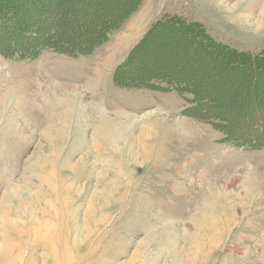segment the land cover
I'll return each mask as SVG.
<instances>
[{"label": "rangeland", "instance_id": "obj_1", "mask_svg": "<svg viewBox=\"0 0 264 264\" xmlns=\"http://www.w3.org/2000/svg\"><path fill=\"white\" fill-rule=\"evenodd\" d=\"M34 1L68 7L53 19L71 39L75 24L112 21L126 2L0 0V212L21 233L0 230V255L8 242L13 264H264V72L203 55L171 28L141 44L176 19L260 55L264 0H142L106 43L73 56L34 45L48 31L35 23L49 24ZM150 76L208 98L131 86ZM204 214L213 241L204 227L195 257Z\"/></svg>", "mask_w": 264, "mask_h": 264}, {"label": "trees", "instance_id": "obj_2", "mask_svg": "<svg viewBox=\"0 0 264 264\" xmlns=\"http://www.w3.org/2000/svg\"><path fill=\"white\" fill-rule=\"evenodd\" d=\"M40 0H38V3ZM43 1V0H41ZM125 1V0H124ZM142 0H126L124 2V6H122L121 11L114 17L112 21H100L101 18L99 16L94 17L93 20L90 22L88 21H81L80 23L75 24L77 26V33H75V37L73 34H70L73 39L69 38V35H65L66 33H63L62 31L57 32L56 31V25L59 21L55 18L53 19L55 14L63 13L66 16L67 13H69L68 7H66L63 11L61 9L54 8V11L52 10L53 14L50 13V11L46 12L44 9V6H41V8L37 5V1L35 2L34 9L37 8V15L40 17L47 14V20L49 24L44 25V18L43 23L42 21H38L35 23L36 29L39 32H43L46 28L48 31L44 33V37L42 39H36L32 40L34 41V45L41 46L43 49H50L54 52L60 53V54H66L68 56L73 55H81L82 52L85 54V52L89 53L90 50L94 49L97 46H100L103 43H106V41L109 39V36L111 33L119 28L122 23H124V20L130 16L134 11H136L138 5L141 3ZM45 2H50V0H45ZM51 3V2H50ZM55 3V2H54ZM59 3L60 6L63 5V3ZM65 5V4H64ZM81 6V5H80ZM46 8V7H45ZM60 8V7H59ZM70 8V7H69ZM60 10V11H59ZM46 12V13H45ZM103 14V12H102ZM1 15V14H0ZM50 15V16H49ZM1 19V17H0ZM54 21V28H50L51 23ZM64 24V23H63ZM40 27V28H38ZM88 27H91V29L94 31H89ZM171 28V30H178L181 32L182 35H185L190 40H195V46L203 49V55L212 54L215 55V53H220L221 58L224 59H232L231 57L234 56L236 58V61L245 60V62H242L244 64V67L242 65H239L238 62H232L231 64H228V66H236L238 68H242L245 71H249L251 73L259 74L264 72V53L257 55V56H248L247 54H236L234 50L229 49L228 47L221 46L215 44L211 39L207 38L206 35H204L200 29L195 24H188L186 22H178L176 19H169L164 20L163 22L157 23L151 30L148 32V34L145 36L143 42L141 44L145 45L147 44L146 41L150 39L152 36L151 33H153L156 30H159L160 28ZM43 29V30H42ZM21 32V31H20ZM94 35H93V33ZM23 33V32H22ZM49 34H54L53 37ZM64 34V35H62ZM64 36V37H61ZM49 37V38H48ZM46 38V39H45ZM48 38V39H47ZM51 38V39H50ZM70 39V41H69ZM26 40H30L27 38ZM198 41V42H197ZM35 46V47H36ZM142 46V45H140ZM236 56V57H235ZM256 76H254L255 79ZM169 76L165 77L164 81L161 77L158 76H150L148 79L146 78L144 81L132 83L131 86L141 87L143 84H147L146 87H159V89H162L166 92H176L179 96L183 98V100L191 103H203L207 98L204 96L205 92L204 90L199 89L197 86H194L192 83H179L175 81L167 80ZM164 82V86H158L156 84H152V82ZM255 83L256 80H253ZM135 84V85H133ZM162 87V88H160ZM187 96H190L188 98ZM205 103V102H204Z\"/></svg>", "mask_w": 264, "mask_h": 264}, {"label": "bare ground", "instance_id": "obj_3", "mask_svg": "<svg viewBox=\"0 0 264 264\" xmlns=\"http://www.w3.org/2000/svg\"><path fill=\"white\" fill-rule=\"evenodd\" d=\"M73 104V102H71V106H66V108H65V112L67 113H64V114H66L67 115V118H70V114H72V112L74 111V110H76L75 109V106L74 105H72ZM71 108V109H70ZM69 113V114H68ZM6 197V199H5V203H6V200L8 199V194H6L5 195ZM1 206H2V204H1ZM5 208H7V206H5ZM4 209V208H3ZM1 210V216H0V230H2V232H3V239H5V238H8L7 237V235H6V231L7 230H10V231H12L13 232V234L15 233V234H18V235H20L21 236V233H20V231L19 230H17L15 227H13L9 222H8V220H6V217H5V215L7 214V210ZM10 210V209H9ZM87 218H90V217H87ZM209 218V220H210V222H208V223H206V220ZM8 219V218H7ZM212 220H214V219H212ZM211 216L209 215V214H207V215H203L198 221H197V223H196V225H195V231H196V233H195V235H193V242H192V244H194V246L197 248L196 249V251H194L193 252V254L195 255V257H196V255H198L199 254V252H198V247L200 246H203V238H202V236H201V232H202V234H204L203 233V230H204V227L206 228L205 229V234L208 236V238H207V242L209 243V242H211V241H213L212 239H213V233H211V232H213V227H211ZM36 227H39L38 229H41L42 228V226H41V222L40 223H36L35 224V226H34V228H36ZM43 228H46V224H45V227H43ZM209 231V232H208ZM15 245L13 244V243H8V242H6V243H4L3 245H2V247H1V249H2V251H4L5 252V255L3 254V255H0L1 257V264H13L11 261H8L7 260V254H10L12 251H13V249H15ZM201 249V248H200Z\"/></svg>", "mask_w": 264, "mask_h": 264}]
</instances>
